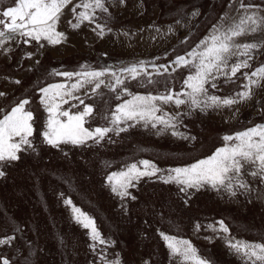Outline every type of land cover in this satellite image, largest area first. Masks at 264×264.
<instances>
[{
  "label": "rangeland",
  "instance_id": "1",
  "mask_svg": "<svg viewBox=\"0 0 264 264\" xmlns=\"http://www.w3.org/2000/svg\"><path fill=\"white\" fill-rule=\"evenodd\" d=\"M134 1L125 0L123 4L118 3L119 0L106 1L109 13L96 11L94 23L86 28L92 30L97 23L106 25L105 37L91 32L84 40L83 36L75 35L80 28L87 30L83 27L89 23L87 21L74 29V34L67 32L72 29L67 21L75 22L69 6L58 28L65 32V42L55 46L44 42V48H38L35 43L31 46L9 43L10 51L0 49V92L6 94L0 97L3 110L0 116L19 100L27 98L30 105L26 108L34 111L36 120V131L31 138L35 151L21 153L20 160L6 166V175L0 177V238L16 237L11 246L0 245V256L7 257L11 264H106L102 255L107 261L119 259L120 264H179L170 256L160 232L190 240L198 254L210 264H245L229 247V240L264 243V197L257 198L264 193V184L251 177L246 179L256 191L250 195L241 194L243 190H240L236 196H231L209 188L194 192L190 199L179 192L176 184L162 183L156 177H144L135 188L129 189L136 196L135 200L121 199L106 181L112 171L123 170L131 163L139 164L141 160L156 164L162 170L158 175L171 168L185 167L222 146L224 135L264 124V111L261 110L264 87L254 88L252 100L235 106L239 108L236 116H233L235 108L195 110L183 116L178 131L196 137L195 140L174 136L171 130L158 134L157 129L146 128L141 123L119 135L110 132L99 143L89 140L82 146L65 144L54 148L43 142L40 132L47 113L40 104L39 88L56 83L70 85L75 80L53 75V70L81 71L86 66L95 70L108 68L119 75L120 67L145 61L154 83H147V77L128 79L126 84L131 93L165 94L169 87L181 91L188 69L173 71L172 62L176 56L196 49L235 2L216 0L213 6L211 0ZM79 2L73 0V5ZM245 2L264 5V0ZM12 4L13 0H0V9ZM194 12L197 14L193 15ZM171 25H174V34L166 29ZM159 27L166 34L164 39H168L162 45L161 41L155 43ZM186 31L191 32L187 34ZM140 32L151 37L135 45V37ZM105 39L110 41L109 45L102 44ZM261 39L264 33L243 38L246 42ZM27 52L34 53L31 59L25 56ZM249 64L250 67L242 69L233 81L225 82L221 78L218 89H210V93L223 97L244 91L241 86L247 80L243 73L255 71L264 64V49L255 53ZM152 65H166L169 69L167 73L161 69L162 74L158 75ZM105 79L109 82L112 77ZM16 80L21 83L16 84ZM90 88L86 85L74 93L95 108L94 118H88L85 127L111 126L103 117H110L115 106L131 96L120 89L113 92L103 85L97 93H92ZM118 93L119 100L116 99ZM163 107L168 112L189 111L185 105ZM122 126L127 127V124ZM66 199H71L73 205L95 219L107 244L91 240L90 230L77 223L71 206L64 202ZM221 220L228 226V233L219 230ZM197 224L201 226L199 231ZM93 244L95 250L90 247Z\"/></svg>",
  "mask_w": 264,
  "mask_h": 264
},
{
  "label": "snow or ice",
  "instance_id": "2",
  "mask_svg": "<svg viewBox=\"0 0 264 264\" xmlns=\"http://www.w3.org/2000/svg\"><path fill=\"white\" fill-rule=\"evenodd\" d=\"M119 3L123 4L125 0H119ZM69 6L75 22L68 20L67 23L73 29L80 28L85 21L94 23L97 10L109 13L105 0H80L74 5L73 0H13L11 6H6L0 12V49L10 51L7 47L9 43H23L28 46L35 43L38 48H44L46 46L44 42L53 46L65 42L67 36L65 32L58 31V27L64 22V13ZM105 27L106 25L97 23L93 31L100 29L97 35L102 38ZM257 33H264V5L235 0L229 12L196 49L187 52L186 55L176 56L172 62L175 65L173 71L178 68L188 69V75L183 79V88L178 92L169 87L165 94L131 93L126 84L128 79L143 80L147 77V83H154L145 61L120 67L119 75L117 71L108 68L95 70L86 66L81 71L53 70V75L75 80L70 85L56 83L39 88V92L42 93L40 104L47 113L43 130L40 132L43 142L54 148L65 144L82 146L89 140L99 143L110 132L119 135L141 123L146 128L150 126L157 129L158 134L171 130L174 136L195 140L196 137L178 131L183 116L191 115L195 110L204 112L210 108H235L240 103L252 100L254 88L264 87L262 64L255 71L243 73L247 80V83L241 86L244 91L223 97L209 91L218 89V81L221 78L225 82L233 81L242 69L250 67L249 61L254 59V54L264 49V39L246 42L243 38ZM33 55L32 52L25 53L28 59ZM152 66L158 75L162 74L161 69L164 73L169 69L166 65ZM106 76H111L112 80L106 82ZM15 83L20 84L21 81L16 80ZM86 85L91 86L92 93H97L103 85L113 92L120 89L125 95L131 96L130 99H124L117 104L110 117H103L111 126L85 127L88 118H94L95 108L92 104H85L84 100L74 93ZM5 95L4 92H0V97ZM116 99H121L119 93ZM73 100L79 103H70ZM169 104H174L177 108L185 105L189 111L185 113L165 111L163 106ZM27 105H30V100L23 98L12 106L10 111L0 116V177L6 175L4 170L6 166L20 160L21 153L35 151L36 146L31 138L36 131L34 128L36 120L34 111L26 108ZM64 105L68 107L65 108ZM80 105H83L82 109ZM261 110L264 111V105H261ZM238 112L239 108H235L233 116ZM125 124L127 127L122 126ZM222 139L223 145L216 148L211 155L197 159L185 167L171 168L165 174L158 175L162 170L156 164L150 160H141L139 164L131 163L123 170L112 171L107 175L106 181L111 191L121 199L135 200L136 196L132 195L129 189L135 188L144 177H156L165 184L174 183L178 186L179 192L189 199L194 192L209 188L217 192H227L231 196H236L240 190H243L241 194L250 195L256 189L246 177L264 184V124H256L235 134L224 135ZM261 197H264V193L257 198ZM64 202L71 206L77 223L90 230L92 241L108 243L102 238L93 217L73 205L71 199ZM187 202L185 199V203ZM218 223L220 231L229 232L224 221ZM200 227L197 224L196 230L199 231ZM215 230L213 228V231ZM160 236L169 249L170 256L179 264H210V261L198 254L190 240L165 232H160ZM15 239V236L0 238V245L11 246ZM90 247L95 250L96 245ZM229 247L244 259L245 264H264V243L229 240ZM101 259H104L106 264H120L119 259L107 261L103 255ZM0 264H11V261L0 256Z\"/></svg>",
  "mask_w": 264,
  "mask_h": 264
},
{
  "label": "crops",
  "instance_id": "3",
  "mask_svg": "<svg viewBox=\"0 0 264 264\" xmlns=\"http://www.w3.org/2000/svg\"><path fill=\"white\" fill-rule=\"evenodd\" d=\"M106 1H108V3L110 2V3H113V2H111V0H105V3H107ZM136 1V0H135ZM134 1V2H135ZM140 1V0H139ZM116 2H117V0H116ZM119 3V2H118ZM139 4H142V2H140ZM111 6H112V4L110 5V8H111ZM3 10H1L0 9V12H2ZM90 26V23H87V24H85L83 27L84 28H86V27H89ZM61 26H59L58 28H60ZM71 27V26H70ZM87 29V28H86ZM166 29H167V31L168 32H171L172 34H174V32H175V30H173L174 29V25H171L170 27H166ZM88 30V29H87ZM87 30H83V29H78V30H76L75 32H77V34H75V35H81V36H83L84 38V40H86V39H88L89 38V36L87 35V34H91V32H95L96 34H97V32H98V30L96 29V31H93V29L91 30H88V32H87ZM156 30L158 31V32H156ZM155 30V32L156 33H159L158 35H156L158 38H156V40H155V43L156 44H159V42L161 41V45L165 42V40H168L167 38L166 39H164V37L166 36V34H165V32H164V30H162V29H160V27H159V29L157 28ZM67 32H70L71 34H74L73 33V31H74V29L72 28V29H68V30H66ZM113 31L115 32L116 30L115 29H113ZM191 31H186V33L187 34H189ZM162 33V34H161ZM185 33V34H186ZM171 34V35H172ZM105 35L106 34H104L103 35V37H105ZM160 35V36H159ZM138 36V37H137ZM149 37H151V35H147V34H145V32H140V33H138V35H136V37H135V40H134V42H135V45H137V43H139V42H143L144 40H146V41H149L148 40V38ZM150 39V38H149ZM78 41V40H77ZM113 42H114V40H113ZM158 42V43H157ZM114 43H116V44H118L119 42H117V41H115ZM102 44H104V45H109L110 44V41H108L107 39H105L103 42H102ZM120 44V43H119ZM68 45V44H67ZM143 45V44H142ZM144 46H145V44H144ZM160 46V45H159ZM73 47H74V44H73ZM107 51V50H106Z\"/></svg>",
  "mask_w": 264,
  "mask_h": 264
},
{
  "label": "trees",
  "instance_id": "4",
  "mask_svg": "<svg viewBox=\"0 0 264 264\" xmlns=\"http://www.w3.org/2000/svg\"><path fill=\"white\" fill-rule=\"evenodd\" d=\"M211 2H212V4L214 3L215 4V2H216V0H211ZM214 4H213V6H214ZM212 6V5H211ZM208 15H206L205 17H207ZM200 23V22H199ZM199 23H197L196 25L197 26H199L200 24ZM199 24V25H198Z\"/></svg>",
  "mask_w": 264,
  "mask_h": 264
}]
</instances>
